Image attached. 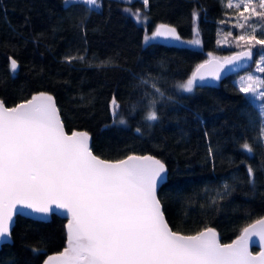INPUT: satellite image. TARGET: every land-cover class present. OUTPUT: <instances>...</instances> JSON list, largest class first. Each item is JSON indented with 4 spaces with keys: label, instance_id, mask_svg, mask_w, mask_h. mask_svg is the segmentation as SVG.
Instances as JSON below:
<instances>
[{
    "label": "trees",
    "instance_id": "trees-1",
    "mask_svg": "<svg viewBox=\"0 0 264 264\" xmlns=\"http://www.w3.org/2000/svg\"><path fill=\"white\" fill-rule=\"evenodd\" d=\"M100 3L99 9L86 11L79 3L65 7V0H0V100L10 108L46 92L57 101L65 130L90 136L94 156L159 159L167 168V182L156 194L170 230L193 235L212 228L227 244L264 217L262 118L234 80L253 70L264 45L253 41L249 68L217 84L196 86L192 93L176 85L190 78L209 53L225 56L247 49L245 42L237 45L236 37L252 33L253 24L256 38H264V17L246 12L251 18L240 28L241 6L231 12L221 0H149L147 8L138 0ZM134 12L141 21H135ZM193 12L198 13L195 22ZM160 24L175 28L184 43L164 46L154 39L144 44L145 35ZM194 28L197 46L186 43L194 38ZM68 57L76 59L69 62ZM10 59L17 62L18 73L10 70ZM154 87L165 96L157 97L159 119L149 122L144 116ZM245 142L251 153L243 148ZM51 216L43 222L17 215L13 241L0 248V264H41L65 249L66 220Z\"/></svg>",
    "mask_w": 264,
    "mask_h": 264
},
{
    "label": "snow or ice",
    "instance_id": "snow-or-ice-1",
    "mask_svg": "<svg viewBox=\"0 0 264 264\" xmlns=\"http://www.w3.org/2000/svg\"><path fill=\"white\" fill-rule=\"evenodd\" d=\"M142 2L147 8L149 0ZM73 3L82 4L86 11L102 6L100 0H65V7ZM241 3L243 11L239 15L244 23L238 25L240 28L251 16L264 17V0ZM227 6L233 7L231 3ZM249 11L251 16L245 17ZM197 16L193 12L194 22ZM136 19L139 22V14ZM257 27L253 25L252 33L236 37L238 46L240 42L248 45L246 50L222 61L210 59L198 65L190 78L176 87L192 93L197 80L201 84L209 78L219 80L225 65L253 62V41L264 45V38L255 36ZM193 31L194 38L186 43L197 46L198 31ZM158 37L181 41L175 28L160 24L151 35H145L143 42L148 44ZM66 59L71 62L76 57ZM257 68L264 73V52ZM16 69L17 62L12 59L10 70ZM241 81L239 91L252 93L251 99L260 101L264 134V91H258L264 88V78L250 73ZM141 83L149 81L141 78ZM154 93L145 109L144 119L149 122L159 119L157 97L165 96L158 87H154ZM111 104L114 109L118 107L115 98ZM118 122L126 123L124 119ZM243 148L248 153L253 151L247 142ZM248 177L252 183L251 167ZM166 182L164 163L152 156L129 155L115 163L94 156L87 133H65L51 95L41 92L12 108L0 102V241L10 240L13 215H23L24 209H30L46 218L56 214L68 218L67 247L43 264H264V217L245 227L231 244L222 245L212 228L192 236L177 234L169 229L157 199V188ZM224 188L227 194L228 185ZM252 237L258 238L262 249L255 256L249 252ZM33 252L38 254L40 250L33 248Z\"/></svg>",
    "mask_w": 264,
    "mask_h": 264
},
{
    "label": "water",
    "instance_id": "water-1",
    "mask_svg": "<svg viewBox=\"0 0 264 264\" xmlns=\"http://www.w3.org/2000/svg\"><path fill=\"white\" fill-rule=\"evenodd\" d=\"M177 33V32H176ZM156 41H158V42H161V44H163L164 46L165 45H171L172 47H176L177 45H179V43H181V41H174V40H172V39H167V40H165L164 38H161V37H158V38H156L155 39ZM241 50H246L245 48L244 49H240L239 51H241ZM238 51V52H239ZM238 52H232L231 54H229V56H231V55H233V54H236V53H238ZM210 59H215V58H213L212 56L210 57H208L206 60H205V62L206 61H208V60H210ZM10 60H12V59H10ZM217 60V59H216ZM253 61H254V58H253ZM205 62H202V63H205ZM11 63V62H10ZM202 63H199L198 65H200V64H202ZM252 63V62H251ZM251 63H249L248 61H240V62H237L236 64H234V65H225L224 66V68L221 70V74H220V79L219 80H212L211 78H209L205 83H203V84H201L198 80L195 82L196 83V85L197 86H199V85H205V86H209V85H211V84H217V83H219V81L221 80V79H223L224 77L226 78V77H229L230 75H233V74H238V73H240L241 71H244V70H247L248 68H249V66H250V64ZM198 67V66H197ZM197 67L192 71V72H195L196 71V69H197ZM235 69L234 71L232 70V69ZM19 72V70H18V66H17V69H16V71H15V73H18ZM191 76V75H190ZM43 93H46V92H43ZM46 94H48V93H46ZM34 95H38V94H34ZM49 95V94H48ZM33 96V95H32ZM31 96V97H32ZM53 97V96H52ZM31 99V98H30ZM30 99H28V100H30ZM27 100H24V101H22V102H20V104L21 103H25ZM53 101H54V103H55V106H56V108H57V112H58V115H59V118H60V120H61V116H60V110L58 109V107H57V104H56V100L54 99V97H53ZM0 102H2L1 100H0ZM3 103V102H2ZM3 105L6 107V105L3 103ZM16 105H18V104H16ZM16 105H14V106H11L10 108H12V107H15ZM8 108V107H7ZM61 122H62V124H63V120H61ZM63 126H64V124H63ZM64 130H65V127H64ZM78 132H81V131H78ZM65 133L66 134H68V135H71V132H68V131H66L65 130ZM86 133V132H85ZM88 135V134H87ZM88 137H89V147H90V143H91V140H90V136L88 135ZM92 151V150H91ZM129 155H134V154H129ZM128 155V156H129ZM127 156V157H128ZM137 156H148V155H144V154H139V155H137ZM149 156H151V155H149ZM127 157H125V158H121V159H118V161H120V160H124V159H127ZM153 157V156H152ZM97 158H99L98 156H97ZM155 158V157H154ZM99 159H102V158H99ZM156 159V158H155ZM106 161V160H105ZM108 162H113V163H115V162H118V161H114V160H107ZM167 169V168H166ZM160 187V186H159ZM158 187V188H159ZM157 188V192H158V189ZM24 211V214L23 215H20V216H22V217H24V218H31V219H33V221H43V222H47V221H49L50 220V218H52V216H50V217H44L42 214H34V213H32L31 212V210L30 209H24L23 210ZM162 211V213H164L163 212V210H161ZM60 216V217H62V218H64L65 220H66V224L65 225H67V223H68V218H67V216H66V214H64V215H61V214H56L55 216ZM17 214H14L13 215V222L10 224V240H7V241H0V248H1V246H3V245H6V243H11L12 241H13V239H11V231H13V227H14V224H15V220L17 219ZM164 216V215H163ZM165 219V218H164ZM260 219V218H259ZM165 222L166 223H168L166 220H165ZM252 223H255V221L253 222H250L248 225H250V224H252ZM168 225V224H167ZM247 225V226H248ZM246 226V227H247ZM168 227H169V225H168ZM170 229V228H169ZM207 229V228H206ZM205 229V230H206ZM202 231H204V230H202ZM173 232H175V233H177V234H180V232H176V231H173ZM199 232H201V231H199ZM199 232H196L195 234H193V235H197ZM242 232H243V230H241L240 231V233L238 234V236L234 239V240H236V239H238L239 237H240V235L242 234ZM217 233V232H216ZM65 234H66V236H67V228H65ZM181 235V234H180ZM185 236H192L191 234H185ZM217 239H218V241L221 243V240L219 239V234L217 233ZM234 240H232V241H229V242H227V244H231ZM222 245H224L223 243H221ZM66 247H67V239H66ZM253 248L256 250V251H254L253 250ZM64 249H62L61 251H59V253H52V254H49V256H56V255H59L62 251H63ZM262 249H261V247L259 246V241H258V238L257 237H252V238H250V240H249V252L253 255V256H255V255H258L259 254V252L261 251ZM49 256H47L46 258H45V260L49 257ZM43 262L44 261H42V263L41 264H43Z\"/></svg>",
    "mask_w": 264,
    "mask_h": 264
},
{
    "label": "rangeland",
    "instance_id": "rangeland-1",
    "mask_svg": "<svg viewBox=\"0 0 264 264\" xmlns=\"http://www.w3.org/2000/svg\"><path fill=\"white\" fill-rule=\"evenodd\" d=\"M119 1H121V0H119ZM123 1H125V2H127V3H129V2H131V0H123ZM138 1H141L142 2V0H138ZM221 2H222V6L226 9L227 8V10H229V11H231V12H234V11H237V9H239V8H237L236 7V5L237 4H240V6H241V9L240 10H242L243 11V5H242V3H241V0H226V1H223V0H221ZM229 3H231L232 5H233V7L232 8H229L227 5L229 4ZM137 12H134L132 15H134L135 17H137ZM230 16L233 18V20L234 21H238L237 20V18L236 17H234V14L233 13H231L230 14ZM135 19V18H134ZM242 19H244V18H242ZM241 19V20H242ZM135 21L137 22V20L135 19ZM139 21H141L140 20V18H139ZM238 22H240V20L238 21ZM238 22H236V23H238ZM141 24V23H140ZM254 25V24H253ZM246 35V34H245ZM222 43H226V40L225 39H223L222 38V41H221ZM261 53V52H260ZM260 53H258V55H257V60L256 61H254V67H253V70L251 71V72H243V73H240V75H238L237 77L235 76L234 77V80H235V84H236V86L239 88L240 87V84L242 83V81H241V77H247L250 73H252V74H254L255 76H257V77H262L261 75H262V73H260L259 72V70H258V68H257V62L260 60ZM211 56L213 57V58H215V59H217V60H223L224 59V57H227V56H229V55H218V56H216V55H214V54H211ZM208 57H209V54H208ZM207 57V58H208ZM206 58V59H207ZM258 91H264V88H258ZM248 95H249V97L251 98V96H252V93H247ZM251 100H253V99H251ZM254 102H255V104L258 106V108H259V104H260V101H258V100H254Z\"/></svg>",
    "mask_w": 264,
    "mask_h": 264
}]
</instances>
